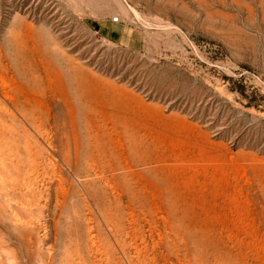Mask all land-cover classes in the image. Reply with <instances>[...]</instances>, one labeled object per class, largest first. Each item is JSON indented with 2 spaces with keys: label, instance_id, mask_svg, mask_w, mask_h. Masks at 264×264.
Here are the masks:
<instances>
[{
  "label": "rangeland",
  "instance_id": "1",
  "mask_svg": "<svg viewBox=\"0 0 264 264\" xmlns=\"http://www.w3.org/2000/svg\"><path fill=\"white\" fill-rule=\"evenodd\" d=\"M0 264H264V0H0Z\"/></svg>",
  "mask_w": 264,
  "mask_h": 264
},
{
  "label": "bare ground",
  "instance_id": "2",
  "mask_svg": "<svg viewBox=\"0 0 264 264\" xmlns=\"http://www.w3.org/2000/svg\"><path fill=\"white\" fill-rule=\"evenodd\" d=\"M215 263V262H214Z\"/></svg>",
  "mask_w": 264,
  "mask_h": 264
}]
</instances>
